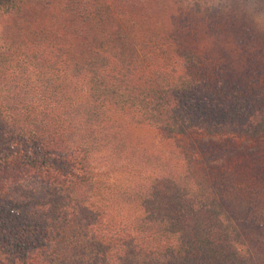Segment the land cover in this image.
Returning <instances> with one entry per match:
<instances>
[{
	"label": "trees",
	"instance_id": "trees-1",
	"mask_svg": "<svg viewBox=\"0 0 264 264\" xmlns=\"http://www.w3.org/2000/svg\"><path fill=\"white\" fill-rule=\"evenodd\" d=\"M228 1L0 0V264H264V39ZM176 7L218 56L148 22Z\"/></svg>",
	"mask_w": 264,
	"mask_h": 264
},
{
	"label": "rangeland",
	"instance_id": "rangeland-1",
	"mask_svg": "<svg viewBox=\"0 0 264 264\" xmlns=\"http://www.w3.org/2000/svg\"><path fill=\"white\" fill-rule=\"evenodd\" d=\"M208 2V3H219L220 0H177L179 7L187 13V9L192 7L196 2ZM228 4L233 6L235 12L238 15V21L243 20L245 15H248L250 19L255 22H252V27L255 29L254 32L258 36L257 41L264 39V0H229ZM193 8V7H192ZM230 9V8H229ZM227 9V11L229 10ZM166 9L165 12L160 11L155 14L153 18L148 20L152 27L160 26L165 33L168 35L175 36L178 40H181L187 46L190 45L191 50H193L194 55L200 57L209 56H218L220 47L217 46V43H224L223 40H226L228 36L219 35L217 31L219 30V25L221 18L211 19L209 15L206 16H193L189 17L188 20L182 16L181 10L176 7L175 9ZM195 15V14H194ZM193 27L192 31H189ZM189 29V30H188ZM233 39H239L238 35L234 36ZM264 44V42H263ZM217 46V47H216ZM199 47V48H198ZM222 52V51H220ZM138 135V136H137ZM152 132L142 129L136 131L135 137L133 139L134 143L141 144L146 139L150 138ZM137 136V137H136ZM195 137H200L195 135ZM207 139L206 137H201ZM152 140L149 141V147L152 146ZM241 144H246L243 141Z\"/></svg>",
	"mask_w": 264,
	"mask_h": 264
}]
</instances>
